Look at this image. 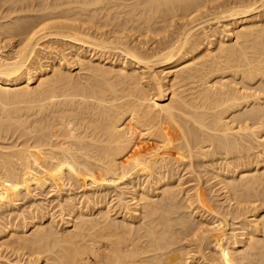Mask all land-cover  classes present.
<instances>
[{"label":"bare ground","instance_id":"1","mask_svg":"<svg viewBox=\"0 0 264 264\" xmlns=\"http://www.w3.org/2000/svg\"><path fill=\"white\" fill-rule=\"evenodd\" d=\"M0 264H264V0H0Z\"/></svg>","mask_w":264,"mask_h":264}]
</instances>
